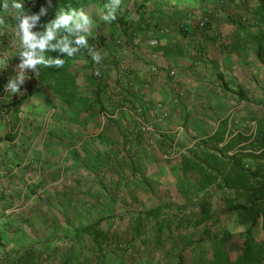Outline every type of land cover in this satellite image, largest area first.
I'll use <instances>...</instances> for the list:
<instances>
[{
	"label": "crops",
	"instance_id": "1",
	"mask_svg": "<svg viewBox=\"0 0 264 264\" xmlns=\"http://www.w3.org/2000/svg\"><path fill=\"white\" fill-rule=\"evenodd\" d=\"M33 1L23 0L29 15L32 13L28 5ZM2 4L0 0V16L4 17L6 27L0 28V67L4 72L0 84L5 88L16 75L11 65L20 59L17 55L20 41L18 38L7 40L16 30L15 12L11 9L4 12ZM203 7L208 8L207 3ZM194 8H176L168 0H124L117 12L138 29L131 36L120 37L119 46L107 40L105 49L109 51L100 52L103 58L97 63L104 74L103 84L92 75L96 67L93 59L91 65L75 54L69 68L75 80L72 99L53 92L34 73L30 84L20 86V94L0 93V201H3L0 203V264H64L60 258L48 259L39 248V241L54 235V229L32 226L26 220L27 207L38 197L39 201L78 202L84 201L81 196L87 194L88 201H111L110 192L96 195L91 187L102 184L103 178L115 179L121 186H131L135 181L136 191L147 177L158 185H178L184 180L182 170L190 154L183 157L182 164L163 162L161 152H167L170 144L166 136L148 138L140 132L133 115L119 112L104 117L96 112V101L106 105L119 101L121 106L130 101V106H141L145 100L161 102L169 116L158 128L167 137L171 126L186 119L201 124L203 141L222 127L218 124L224 118L222 109L253 101L256 69L255 58L248 51L254 49L250 40L238 33L223 34L225 25L216 19L205 30L190 22L188 33L181 34L179 29L184 28L186 20H195L190 16ZM83 13L93 20V30L108 36L107 23L101 19L103 11L99 7L91 5ZM150 39L157 40L158 46L149 47ZM237 89L244 91L245 100L230 92ZM21 97L25 99L15 105L13 102ZM192 104L201 106L202 116L197 115ZM146 120L153 121V117L145 112ZM200 148L203 153L211 151L209 145ZM84 186L87 191L81 190ZM17 200L28 204L22 209L27 212L23 216L22 211H17L21 217L8 212ZM56 218H63V214H56ZM48 221L45 219L44 223ZM69 229L73 235L80 228ZM31 246L38 250L25 261L9 254ZM56 246L67 253L70 248L60 241L50 249ZM74 247L80 251L73 253L68 263L95 264V257L89 252L90 243H74ZM143 260L137 258L135 263L124 264H144Z\"/></svg>",
	"mask_w": 264,
	"mask_h": 264
},
{
	"label": "trees",
	"instance_id": "2",
	"mask_svg": "<svg viewBox=\"0 0 264 264\" xmlns=\"http://www.w3.org/2000/svg\"><path fill=\"white\" fill-rule=\"evenodd\" d=\"M168 1L176 8H189L195 4L192 0ZM109 3L110 0H35L32 3L30 2L28 10L32 15L39 16L35 32L40 33L45 30V25L61 14V9H63L64 13H69L72 9L84 12L87 7L95 5L103 11V15H107L108 9L106 5ZM41 8L45 9L43 14L41 13ZM206 19L209 20L208 18ZM253 20L252 24H250L248 21L247 23H238L229 18L230 23L245 33L252 46H254L256 58L263 63L264 0H259ZM106 23L108 36H102V33L98 34L93 30L90 34L92 37L89 36L88 39V44L97 51L107 48V40H113L116 46L121 45L120 37L131 36L138 29L133 23L129 24L117 11L116 19ZM103 24L101 23L100 25L103 27ZM188 27L185 25L181 32L187 34ZM38 28L41 30L39 31ZM61 34L63 35L64 33L62 32ZM70 39L73 38L70 37ZM53 43H56V41H53ZM72 46H76L74 39ZM76 54L92 64V57L88 54L86 48L81 49ZM45 56L47 58L63 59L65 63L61 68L41 66L37 80L42 84L48 85L53 92L64 95L67 100L72 99L75 80L69 73V68L72 65L73 57L62 54L58 50L47 52ZM96 80L99 84H103L104 79ZM27 90L28 94H30L31 89L28 88ZM230 92L235 94L240 100L247 98L242 89ZM24 99L25 97H21L13 103L18 106ZM65 102L69 103L70 101ZM95 104L97 105V113L101 114L106 111L108 114H113L122 103L110 101L106 105L103 101H96ZM17 106H15V109H17ZM225 130L226 125L224 124L209 140L201 143L200 147L211 146V151H204L203 159L196 157L192 160L190 157L189 161L187 160L183 166L182 177H184V180L180 181L178 187L185 205L177 207L176 210L182 212L190 205L198 208L197 214H192L190 218L186 219L175 217L174 219L166 218L160 221L158 219L163 214V211H172L175 207L174 205H163L132 216L133 225L137 232L144 231L146 227L150 226L152 221L156 222V228L150 238L147 239V243L154 248H162L168 241L174 242V240H171L173 234L171 231L173 229L180 231V226L185 223L192 227L194 231H198L202 227L197 232L196 241L190 243V247H188L190 248V259L185 261L182 252L187 249V246H182V250L180 249L179 253L175 254L176 260L172 264H264V238L257 239L256 237L258 226L264 233V125L261 121L258 122L256 133L251 141L240 134L230 139L223 147H218L219 143L225 140ZM244 142H246V145L238 147L231 155H228L229 151ZM195 174L198 179L194 177ZM121 188H125V186L116 184L114 188H106L105 190L115 197ZM208 189L213 191L207 192L209 191ZM214 191H220L221 193L220 200L225 207L222 214L243 228V232L239 235L234 236L228 229L223 228L219 216L213 218L215 211L212 209V201L218 195V192L215 193ZM194 199H197L195 203L193 202ZM115 217L116 214H113L107 220H116ZM103 220L94 221L87 224L84 228L76 229L71 236L66 235V237L60 238L49 236L39 241V248L42 253L47 255L48 259L60 258V262L70 264L68 260L72 258V254L80 251V249L74 247V243H90L89 252L95 257V262L101 264V259L105 257V247H107L109 236V233L102 232L101 221ZM207 222L208 226H205ZM166 231L170 233H166ZM60 241L69 245L68 253L64 249H58L57 246L50 249V246L56 245ZM207 242V245L210 246L209 251L204 247ZM236 244H238V253L234 257L232 250L237 246ZM36 249L31 246L28 249L17 250L9 254H14V257L19 259L18 261H25ZM9 254L5 255V257H8Z\"/></svg>",
	"mask_w": 264,
	"mask_h": 264
},
{
	"label": "rangeland",
	"instance_id": "3",
	"mask_svg": "<svg viewBox=\"0 0 264 264\" xmlns=\"http://www.w3.org/2000/svg\"><path fill=\"white\" fill-rule=\"evenodd\" d=\"M192 2L195 3L193 4V7L195 8L191 12L190 16H193L195 20L208 18L209 21L212 22L213 19H216L220 25H225V30L223 28V34L238 33L239 35H245V33L240 31L238 27H235L232 23H230L229 18H232L233 21L238 23H247L248 21L250 22V24H252L251 22L254 21V12L259 4V0H212V2H209L207 0H192ZM205 3H207L208 8L203 7ZM200 8L203 10L202 12ZM212 29H210V31ZM179 31L181 34H183L181 32V29H179ZM252 47L254 48V46ZM237 49L238 48L235 47V51H237ZM105 50L109 51V49L103 48L99 52L102 53ZM248 51L250 54H253L255 58L256 80L254 82V85L256 86V89H254L253 91V101H247V104H234L229 108L222 109V116L224 118L220 119L218 124L222 126L225 124L226 130H229V132H227V134L224 136L225 140L219 143L218 147H223L230 139L240 134L244 138H249L251 141V139L256 133L258 122L261 121V123H263L264 125V62H259L258 58H256L255 49H251ZM104 53H106V51ZM93 64L96 65L95 69H99L97 63L93 62ZM115 64L117 65L118 62H115ZM130 102L125 103L124 101L125 104L117 108L114 113L123 112L128 116H135L134 111L132 110V108H130ZM124 107L128 108L127 111H125L126 109ZM192 108L194 109V111L197 110L196 113L198 116L203 115L204 111L199 104H192ZM121 109H124V111H122ZM173 113L176 114V112ZM143 115L145 118V112ZM174 116L177 117V115ZM145 122L152 123V120H146ZM177 127L182 128V132L178 137L173 134H169V137H167V135L164 133L160 136V139L163 138L162 136H166V139H169L170 142V144L168 145V151L161 152V154L163 153L161 155V160L163 162H173L176 164H182V161H184L183 157L185 155L188 156L189 154V157H191L192 160H194L196 157H200L203 159V148H200L201 143L203 142V139L201 138V124L195 122L190 123L186 119L183 121H177L173 126H171V129L170 131H168V133H172ZM144 135L147 136V134ZM148 138H152V136L148 135ZM173 144L175 145L176 149L175 156H173L172 158H165V156L168 157L170 155L169 152L171 151ZM243 145H246V142L241 143L240 145L236 146L233 150L229 151L228 155H231L234 150ZM187 160L189 161V159H186L185 161L187 162ZM194 177L198 179L196 174ZM173 178L174 176H172V179ZM101 181L102 184L95 185V187H91V189L94 190V193H96V195L99 193H108L109 191H106V188H114L116 184H119L116 183L115 179L111 180V178H103ZM144 182L145 184L138 185V191H136L137 187L135 185V181H133L131 186H125V188H121V190L116 193L115 197H113V201H105L103 199H95V201H88L86 199L87 194L86 196L85 194L84 196L81 194V198L85 200L78 202H47L42 200L39 201L38 199H40V197H38L37 201H34L33 204H30L29 206L28 204L26 205V202H20L19 200H17L13 203V206H10L8 212L9 214H15V216L21 217L19 216L20 213L18 212H21L22 209L24 210L26 206L30 207H27V212H29V214L28 216L26 215V220L29 221L32 226L35 225L36 227L40 226L53 228L54 235L52 236L57 237H66V235L71 236L72 234H69L72 233V231L69 229L71 227H77L81 229L84 228L87 224L104 219L103 221H101V229L105 233H109V236L106 245L107 247H105V257L101 259V264H124L127 261H131L130 263H135L134 260L137 258L144 259V264H150L151 262L153 264H172L174 263V260H176L175 254L177 255L180 249L182 250V246H187V249L182 253L185 261L189 260L190 248L188 247H190V243H194L196 241V236L198 234L197 232H199L202 227L200 228V230L194 231L192 227H189L185 223L180 226V231H176V229H173L171 231L173 233L171 240H174V242L168 241L166 242V245L164 247L154 248L153 246H150L147 243V239L150 238L154 229L156 228V222L152 221L150 226L146 227L144 231L137 232L135 231V227L133 225L132 216L142 211H148L157 206L174 205L175 210L173 209L172 211H163V214L158 220L161 221L162 219L166 218L174 219L175 217H182L183 219H186L190 218L192 214H197L198 208L189 205V207H187V209H184L182 212H178L176 210L177 207L185 205L184 199L180 195L179 187L177 184L158 185V183L155 184L153 181H151L149 177H147ZM80 188L81 190L84 189V191H87V187L85 186L84 188ZM211 189H208L209 191L207 192H212L213 190ZM214 192H218V195H216V197L212 201V209H214L215 211L213 213V218L219 216L223 228L228 229V231L234 236L239 235L243 232V228L236 225L230 218L227 219L226 216L222 214V212L225 210V207L223 202L220 200L221 193L220 191ZM200 197H202V195H200ZM196 200L197 199H194L193 202L195 203ZM2 202L3 201H0L1 204ZM23 212L24 211L21 212L22 216ZM27 212L24 213L26 214ZM113 213L116 214V220H107V218L113 215ZM56 214H63V218L57 219ZM49 217H51L52 220L49 219L48 221ZM45 219H47L48 225L44 223ZM23 221L25 222V219H23ZM205 226H208V222L207 224H205ZM167 232L168 231H166V233ZM256 233L257 239L264 238V233L261 231L259 226L257 227ZM207 244L208 242L206 243V245H204V247L205 249L207 248L209 251L210 246H208ZM236 245L237 246L232 250V255L234 257L238 253V244ZM85 252H88L87 249L85 250ZM155 260H157V262H155ZM95 263L98 264L97 262Z\"/></svg>",
	"mask_w": 264,
	"mask_h": 264
},
{
	"label": "clouds",
	"instance_id": "4",
	"mask_svg": "<svg viewBox=\"0 0 264 264\" xmlns=\"http://www.w3.org/2000/svg\"><path fill=\"white\" fill-rule=\"evenodd\" d=\"M122 0H110L106 5L107 15H101V19L105 22H111L116 19V11L120 7ZM2 9L8 12L9 9L15 12L13 19L15 23V36L20 41V50L18 56L20 63L17 65L16 75L12 76L5 85V91L14 94H20V86L29 80L28 73L39 75V69L43 67H63L65 61L63 59L47 58L45 53L59 51L69 57L80 52L81 49H87L88 54L93 61L100 63L102 55L88 44V37L91 34L93 20L89 15H85L82 11L72 9L69 13L61 14L55 20L45 25L43 32L37 33L33 29L39 21V16L29 15L24 10L23 0H3ZM45 9L41 8V13ZM5 19L0 16V28H4ZM64 33L63 35L61 33ZM83 33V34H81ZM74 39L75 47L72 46ZM56 41V43H53Z\"/></svg>",
	"mask_w": 264,
	"mask_h": 264
},
{
	"label": "built area",
	"instance_id": "5",
	"mask_svg": "<svg viewBox=\"0 0 264 264\" xmlns=\"http://www.w3.org/2000/svg\"><path fill=\"white\" fill-rule=\"evenodd\" d=\"M194 21V22H193ZM194 23L195 26L199 29V30H205L207 28L210 27V22L207 19H189L186 21L185 25L188 26L189 23ZM15 32L16 30H14L12 32V34L10 35V37H8V41L17 38L15 36ZM158 41L155 39H150L147 41V45L149 47H157L158 46ZM20 59H17V61L15 62V64L11 65V67L13 68V70L15 71L17 65L21 62H19ZM3 68L0 67V79L3 77ZM92 75L95 79H104V74L103 71L101 69H95L92 72ZM28 76L30 77L29 80L25 81V85H28L32 82V73L29 72ZM0 90H1V94H5L7 93L5 91V88H3L0 84ZM132 107V110L134 111V115L137 118V122L139 124V128H140V132L147 134V135H153L155 137L160 138L161 135H163V132L161 131V129H159V125L164 122L169 114L168 111L166 109V107L162 104V103H151L148 100L143 101V104L140 106L138 104L134 105V106H130V108ZM144 112H148V114H150L153 117V121L152 123H147L145 122V118H144ZM104 117H107L108 114L106 111L103 112L101 114ZM182 132V128L181 127H177L171 134L175 135L176 137H178L180 135V133ZM170 155L168 157L165 156V158H169V157H173L176 154V149H175V145H172L171 151L169 152Z\"/></svg>",
	"mask_w": 264,
	"mask_h": 264
}]
</instances>
